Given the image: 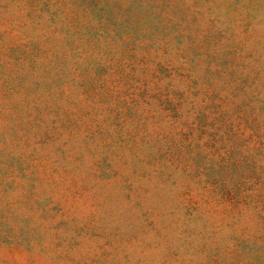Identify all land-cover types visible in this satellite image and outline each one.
<instances>
[{"label": "rangeland", "instance_id": "obj_1", "mask_svg": "<svg viewBox=\"0 0 264 264\" xmlns=\"http://www.w3.org/2000/svg\"><path fill=\"white\" fill-rule=\"evenodd\" d=\"M0 264H264V0H0Z\"/></svg>", "mask_w": 264, "mask_h": 264}]
</instances>
